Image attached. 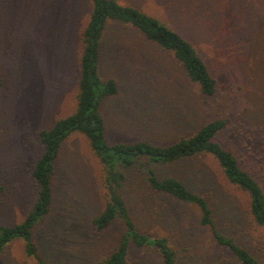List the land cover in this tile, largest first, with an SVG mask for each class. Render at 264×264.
Returning <instances> with one entry per match:
<instances>
[{
	"label": "rangeland",
	"instance_id": "374dc122",
	"mask_svg": "<svg viewBox=\"0 0 264 264\" xmlns=\"http://www.w3.org/2000/svg\"><path fill=\"white\" fill-rule=\"evenodd\" d=\"M151 15L185 37L215 81L202 95L172 55L143 40L128 25L108 23L100 75L116 95L101 106L108 143L165 145L204 123L226 120L214 139L264 193V0H117ZM89 0H0V226L20 222L34 198L30 177L41 153L38 131L72 112ZM205 197L218 229L264 264V227L248 214L246 194L227 183L208 155L157 166ZM123 191L138 229L161 236L178 264H238L198 222L197 210L148 190L134 177ZM102 169L78 132L63 142L54 162L50 211L33 239L49 264H98L114 248L118 224L102 232L92 218L104 206ZM128 264H160L151 249L130 246ZM0 264H36L21 239L9 242Z\"/></svg>",
	"mask_w": 264,
	"mask_h": 264
},
{
	"label": "trees",
	"instance_id": "16d2710c",
	"mask_svg": "<svg viewBox=\"0 0 264 264\" xmlns=\"http://www.w3.org/2000/svg\"><path fill=\"white\" fill-rule=\"evenodd\" d=\"M89 1V17L80 34L81 52L74 109L56 119L49 128L38 131L41 153L30 172L36 187L35 198L20 222L0 226V254L9 242L21 239L27 257L36 264H49L39 254L33 232L50 211L54 162L59 150L70 134L78 132L87 140L101 165V183L106 196L104 206L92 218V228L95 232H102L115 223L121 228L116 245L98 264H128L130 246L153 250L160 264H178L176 254L165 237L149 236L136 226L123 195L126 183L131 179L136 180L134 177L141 178L151 192L183 206L194 207L198 213V224L206 228L214 242L227 250L238 264H260L249 251L218 229L213 209L205 197L181 179L159 177L156 171L157 166L178 164L201 155L210 156L227 183L246 194L248 214L252 221L264 227V193L260 185L239 166L236 157L214 139L225 127L226 120L208 121L191 135L165 145L144 140L108 143L105 138L101 106L118 92L117 83L112 77L102 78L100 75L101 45L108 23L128 25L154 48L172 55L187 79L198 86L202 95L210 96L215 91V81L205 63L185 37L157 18L117 0Z\"/></svg>",
	"mask_w": 264,
	"mask_h": 264
}]
</instances>
